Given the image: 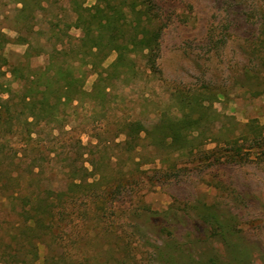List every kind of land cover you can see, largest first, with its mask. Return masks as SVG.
<instances>
[{
    "label": "rangeland",
    "instance_id": "obj_1",
    "mask_svg": "<svg viewBox=\"0 0 264 264\" xmlns=\"http://www.w3.org/2000/svg\"><path fill=\"white\" fill-rule=\"evenodd\" d=\"M96 3L0 0V99L17 102L25 84L6 62L23 75L62 64L85 93L31 138L13 111L18 133L0 135V172L13 179L0 196V264H264V0H155L156 70L131 54L104 98L94 86L117 53L79 48V11ZM187 101L196 116L212 108L210 138L193 153L152 147L147 132ZM53 192L73 198L35 225L27 198Z\"/></svg>",
    "mask_w": 264,
    "mask_h": 264
},
{
    "label": "trees",
    "instance_id": "obj_2",
    "mask_svg": "<svg viewBox=\"0 0 264 264\" xmlns=\"http://www.w3.org/2000/svg\"><path fill=\"white\" fill-rule=\"evenodd\" d=\"M157 11L155 0H97L96 5L91 8L81 7L77 20L79 28L81 27L84 33L80 50H87L92 57L100 55L102 51L117 53L116 61L99 73L94 93L99 88L103 89L104 98L109 87L101 85L109 82L112 72L130 69L133 66L130 55L135 52L146 54L145 58L151 70H156L160 39L164 29L163 24H153L158 18ZM1 48L0 44V50ZM6 64L11 68L9 73L12 77L22 79L25 84L17 102L11 98L9 94L12 93L8 90L6 93L9 98L6 101L0 99V135L4 137L7 134L9 137L13 136L19 130L13 123L15 117H12L11 113L15 112L17 117L22 116L25 119L26 130L31 138L32 128L42 123L48 125L58 123L64 115V109L71 107L74 102L73 97L76 94L80 97L85 95L81 87L78 88V82L81 80L62 64L50 61V66L46 70H34L33 75H23L21 65L11 66L8 62ZM187 102L186 107L189 111L184 112L181 118L171 117L167 121L162 120L154 127L153 133L147 132L152 147L169 153L189 151L193 153L204 144L202 140L210 138L214 124L211 117L214 114L211 112L212 108L211 110L204 108V111L196 116L190 109L189 101ZM18 107L21 108L20 112H16ZM6 126L9 128L8 131L5 130ZM126 145L134 150L137 147V139L127 141ZM76 176L73 175L71 184L74 188H80L82 184L76 183ZM12 180L10 173L0 172V196L8 194L5 190ZM68 193L59 192L55 195L53 192L52 197L44 201L40 197L32 200L27 198L26 202L29 201L31 206L26 212L32 214L31 220L35 225L41 224L46 215H52L54 212L56 200L62 197L73 198L72 195L68 196ZM15 197L17 198L15 193H10L6 198ZM215 223L216 233L225 234L229 221L223 222L218 219Z\"/></svg>",
    "mask_w": 264,
    "mask_h": 264
}]
</instances>
